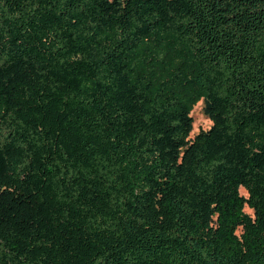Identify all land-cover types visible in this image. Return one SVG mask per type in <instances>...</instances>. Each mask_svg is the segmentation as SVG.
<instances>
[{"label":"trees","instance_id":"16d2710c","mask_svg":"<svg viewBox=\"0 0 264 264\" xmlns=\"http://www.w3.org/2000/svg\"><path fill=\"white\" fill-rule=\"evenodd\" d=\"M0 264H264V0H0Z\"/></svg>","mask_w":264,"mask_h":264},{"label":"rangeland","instance_id":"374dc122","mask_svg":"<svg viewBox=\"0 0 264 264\" xmlns=\"http://www.w3.org/2000/svg\"><path fill=\"white\" fill-rule=\"evenodd\" d=\"M190 114L193 118V122L189 136H192L196 131H198V129H205L209 126L210 120L202 112L201 101L196 102V104L192 107ZM239 191L244 193L241 187L239 188ZM245 209L248 211L247 208Z\"/></svg>","mask_w":264,"mask_h":264}]
</instances>
